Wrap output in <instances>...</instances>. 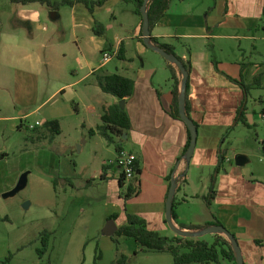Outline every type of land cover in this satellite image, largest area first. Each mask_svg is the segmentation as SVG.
Segmentation results:
<instances>
[{
	"label": "crops",
	"instance_id": "1",
	"mask_svg": "<svg viewBox=\"0 0 264 264\" xmlns=\"http://www.w3.org/2000/svg\"><path fill=\"white\" fill-rule=\"evenodd\" d=\"M71 7L92 35L96 16L111 14L117 25L104 23L105 34L113 37L109 50L104 52L110 53L111 59L117 56L121 62L118 69L124 72L105 69L107 61L98 66L90 62L91 73L80 80L48 87L50 76L46 74L45 80L43 74L52 64L56 43L50 42L51 36L38 37L28 24L37 22V29L47 33L49 27L42 21V10H25L21 25H28L31 32L19 29V38L9 35L4 49L0 40V62L10 69L4 74L0 64V122L19 130V121L22 127L31 115L67 89L74 90L73 98L85 95L90 115L81 125L89 130L90 137L82 133L81 150L89 147L90 159L76 167L102 180L104 231L112 215H117L114 220L119 228L131 213L144 218L150 229L174 237L176 233L166 218L167 199L173 178L181 176L174 198L176 225L198 231L218 220L239 240L246 264H264V0H205L194 5L192 0H173L151 30L152 37L174 45L176 55L192 66L187 113L198 127V139L190 164L184 159L186 124L170 113L175 101L172 72L168 61L158 59L152 53L155 51L145 45L143 19L135 4L105 0L102 6H96L94 14L81 2ZM53 12L58 19L59 13L56 9ZM91 38L95 40L94 35ZM99 42L102 44V40ZM114 73L135 81L133 94L124 99L131 128L121 136L112 134L140 164V191L130 198L125 195L132 179L120 182L118 150L98 132L105 109L119 102L102 90L98 78ZM92 76L96 80L86 83L85 90L75 89ZM177 76L180 93V69ZM34 105L37 108L29 111ZM75 113L77 110L69 107L63 115L56 105L44 110L43 116L46 121L58 120L62 133V119ZM242 116L244 119L238 120ZM38 121L41 124L37 126H41L42 121ZM221 155L225 164L217 175L216 193L209 204L206 197ZM92 184L87 178L86 187ZM192 205H198L199 210L192 211Z\"/></svg>",
	"mask_w": 264,
	"mask_h": 264
},
{
	"label": "rangeland",
	"instance_id": "2",
	"mask_svg": "<svg viewBox=\"0 0 264 264\" xmlns=\"http://www.w3.org/2000/svg\"><path fill=\"white\" fill-rule=\"evenodd\" d=\"M204 1L192 0V3ZM34 8L42 10V21L49 31L37 29V22L28 24L35 28L38 37L44 35L45 39L51 36L50 42L56 43L51 53L52 64L45 67L43 74L45 80H48L46 74L50 76L48 87L78 81L91 73L90 62L98 66L106 61L104 51L109 50L112 35L97 36L94 33L95 40L91 38L92 32L81 25L84 23L82 17L75 14L68 4L59 6L56 11L60 17L54 20L51 18L53 7L47 4L23 5L12 0H0L1 48L4 49L5 42L10 41L9 35L16 34L14 37L19 38V29L26 34L31 32L28 25H21V20L25 10ZM90 13L94 14L95 10ZM96 18V23L103 26L109 22L112 27L110 21L117 25L111 14L101 13ZM152 53L166 61L159 53ZM0 64L3 65L2 72L8 74L10 69L3 62ZM104 64L110 72H124L122 68L118 69L121 62L117 56ZM92 78L96 80L95 76L89 77L85 84L75 86V89L85 90L86 83H90ZM72 93L74 90L69 88L59 94L44 109L31 115L22 127L19 121V130L17 127L12 130L7 122H0V264H176L169 251L143 250L131 238L105 233L102 180L76 167V164L81 166L90 159L87 154L89 147L84 151L80 148L84 140L82 133L90 137L89 130H83L81 125L90 115L89 102L85 95L73 98ZM43 98L42 95L38 104ZM56 105L63 115L69 107L76 110V105L77 113L73 117L65 116L62 133L53 135L44 126L48 120L44 119L43 112ZM35 108L36 105L30 106L28 110ZM37 120L42 121L41 126L36 125ZM3 148L8 153L3 152ZM25 172H29L27 186L14 196L4 197ZM87 178L94 184L86 187ZM56 204L58 206L54 208ZM191 209L199 210V206L192 205ZM213 235L206 234L200 238L212 242ZM223 264L233 263L224 260Z\"/></svg>",
	"mask_w": 264,
	"mask_h": 264
},
{
	"label": "trees",
	"instance_id": "3",
	"mask_svg": "<svg viewBox=\"0 0 264 264\" xmlns=\"http://www.w3.org/2000/svg\"><path fill=\"white\" fill-rule=\"evenodd\" d=\"M14 3H20L23 5H28L31 3L39 2L41 4H47L53 7V9L58 10L60 5H71L81 2L86 5V7L94 12L96 6H102L105 0L93 1V0H62L61 2H52L50 0H12ZM133 2L136 6L137 13L142 17L141 7L144 0H126ZM173 0H151L149 3V16H150V28L151 30L156 26V24L165 16L169 10ZM94 32L96 35H104L105 27L101 23H96L94 27ZM155 44L163 48L169 53L175 54V47L172 44L163 43L156 37H152ZM178 58L184 63L189 73L191 72L192 66L189 61H186L178 56ZM216 64H218L215 61ZM168 66L172 72V77L174 79V96L175 101L171 107L170 113L176 119L182 120L179 110V83L180 80L177 76L179 68L168 61ZM99 84L102 90L108 94H111L118 98L119 102L110 105L105 109V113L102 117L103 123L99 125L98 132L108 141L109 144H114L116 149L119 151L122 149L119 141L115 140L112 134L121 136L124 131L131 128V121L128 112L125 108L121 107V100L126 99L131 96L134 91L135 81L125 75L114 73L108 74L104 77L98 78ZM189 84V79H188ZM244 85V84H243ZM245 86V85H244ZM187 111L189 112V94L187 85ZM77 110V106L75 105ZM190 116V115H189ZM243 116L238 120H243ZM183 121V120H182ZM186 124V123H185ZM53 135L61 134V127L58 120L47 121L44 125ZM187 127V145L185 147V153L187 152L190 142L191 133ZM94 134L95 131L91 130ZM137 163V174L131 180L125 198H130L136 195L140 191V174L141 168L138 161ZM225 164V157L221 155L219 157V165L214 172L211 180L210 192L206 197L208 203L210 204L211 199L214 198L216 193V181L217 175L221 170V167ZM125 181L124 176L121 175L120 182L123 184ZM173 217L177 219L175 210L173 209ZM117 215H112L111 219H116ZM128 221L126 224L120 226L115 233L118 237H126L134 239L137 244L143 250H155V251H169L174 258L176 264H191V263H203V264H223L224 260H228L233 264H237L236 255L231 242L224 236L220 234L213 235V241L209 242L199 238H187L179 235L174 237H169L163 235L160 231L152 230L148 227L147 222L144 218L127 213ZM215 225H223L220 221L216 220ZM207 224L205 227L210 226ZM195 228H200V225H196ZM202 227V228H205ZM49 234V233H48ZM46 238V237H45ZM44 238V240H45ZM260 243V241H257ZM9 259V258H8ZM124 259L122 258L121 261Z\"/></svg>",
	"mask_w": 264,
	"mask_h": 264
},
{
	"label": "water",
	"instance_id": "4",
	"mask_svg": "<svg viewBox=\"0 0 264 264\" xmlns=\"http://www.w3.org/2000/svg\"><path fill=\"white\" fill-rule=\"evenodd\" d=\"M150 1L151 0H144V3L141 7V12L143 16V26H142L143 40H144L145 45L149 49L155 52H158L167 61L177 66L182 73V82H181V88H180V93H179V110H180V115H181L182 120L186 123L191 133V142H190V145H189V148L186 154L184 155V159L187 161L188 164H190L192 157L195 153L196 146H197L198 127L195 121L187 113V107H186L189 71L187 70L184 63L178 58L177 55L167 52L166 50H164L163 48H161L160 46H158L157 44L153 42L152 35H151L152 31L150 28V16H149ZM55 14L56 12L52 13V19L57 18V15ZM120 103H121L122 108L126 107L125 100H121ZM28 175H29V172H25L19 179L17 185L12 190L6 192L4 194V197L14 196L20 190L24 189L28 183ZM177 187H178L177 179L173 178L172 185L169 191V196L167 199V208H166V218H167L169 227L177 235L182 236V237H187V238H199L206 234H220L226 237L231 242L234 248V251H235L237 264H246L239 240L224 225H210L198 231L181 229L176 225L175 218L173 217V209H174V198H175V194L177 191ZM117 230H118V226L115 220L114 219L110 220L105 229L106 234L113 235L117 232Z\"/></svg>",
	"mask_w": 264,
	"mask_h": 264
},
{
	"label": "built area",
	"instance_id": "5",
	"mask_svg": "<svg viewBox=\"0 0 264 264\" xmlns=\"http://www.w3.org/2000/svg\"><path fill=\"white\" fill-rule=\"evenodd\" d=\"M104 59L106 61H109L111 59V54L108 52H104ZM41 124L39 121L36 123V125ZM31 128H34L32 125ZM264 147V144H263ZM136 158L131 153L126 151L125 149H121L118 151V156L116 160V164L119 167L120 175L124 176L125 180H131L135 177L137 174V163ZM177 179V181L180 180L181 176L174 177Z\"/></svg>",
	"mask_w": 264,
	"mask_h": 264
}]
</instances>
